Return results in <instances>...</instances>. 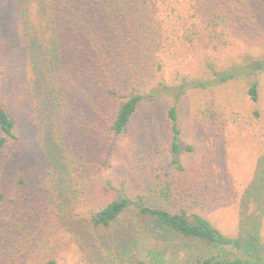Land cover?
Instances as JSON below:
<instances>
[{
  "label": "trees",
  "instance_id": "obj_1",
  "mask_svg": "<svg viewBox=\"0 0 264 264\" xmlns=\"http://www.w3.org/2000/svg\"><path fill=\"white\" fill-rule=\"evenodd\" d=\"M197 1L199 5L192 15L197 17L199 27L187 28L184 38L203 37L216 45L224 42L225 47L234 33L249 29L261 35L264 46V0H217L219 5H211L209 9L203 8L204 0ZM16 3V14L20 17L18 31L27 36L29 46L32 41L27 62L35 85L39 78L50 76L58 62L60 66L62 63L71 66L78 82L72 87L82 91L84 100L90 103L95 100L100 108L109 102L110 107L106 111L102 109L95 125L100 123L103 130L115 135L128 130L144 100L168 99L166 114L171 148L176 154L172 159L173 171L165 170L162 180L159 176L160 197L168 206L150 205L144 200V192H137L103 199L88 207L89 201L83 205L88 190V185L84 187L86 156L81 155L80 160L73 156L74 145L60 129L46 132L52 147L47 152V182L42 186L46 206L40 214L38 228H26L31 234L29 238H43L40 250L61 243L65 236L110 238L98 248L90 249L96 263L264 264V251L252 252L251 238H259L256 229L247 235L226 234L196 209L200 204L196 192L202 180L198 175L201 169L197 165L188 167L177 157L182 152L177 111L180 104L187 102V92L244 79L248 95L257 99L259 76L264 72V52L248 54L242 62L220 68L210 64L208 77L183 75L180 82L170 83L160 78L166 66L163 60L166 45L171 44L175 34L168 20L160 17L165 0H16ZM37 86L41 94L40 84ZM48 94L43 104L42 97L36 100L39 116L44 115L43 108L53 103ZM198 110L206 128L215 129L223 124L220 109L206 105ZM192 149L191 145L184 148L189 152ZM30 151L31 145L17 134L16 121L0 99V161L7 166L24 165ZM3 198L0 191V210L7 207ZM25 211L22 209V214ZM2 219L0 214L4 223ZM20 222L25 226L27 220L22 218ZM17 227L20 230L19 224ZM19 233L24 235L22 231ZM137 238H152L165 247L171 244L174 260L167 261L165 252L149 249L147 243L151 239L141 244ZM247 238L250 240L246 241ZM110 250H114L113 258L107 262ZM20 251L26 254L32 247L28 245ZM145 251L150 258H145ZM13 260L7 264H19L16 258ZM39 264H58V261L47 254Z\"/></svg>",
  "mask_w": 264,
  "mask_h": 264
},
{
  "label": "rangeland",
  "instance_id": "obj_2",
  "mask_svg": "<svg viewBox=\"0 0 264 264\" xmlns=\"http://www.w3.org/2000/svg\"><path fill=\"white\" fill-rule=\"evenodd\" d=\"M16 4V0H0V99L16 121L17 134L31 145V151L24 165L8 167L0 161V191L7 205L6 210H0L5 223L0 221V264H7L13 258L19 264H39L47 254L53 255L58 264H98L90 252L110 238L65 236L61 243L55 242L46 250L39 248L43 238H29L31 234L26 228H38L40 214L46 206L42 186L47 182V152L52 149L46 132L60 129L74 145L73 156L79 160L81 155L86 156L88 167L84 179L87 183L83 186L88 185V190L83 205L89 201L88 207H91L103 199L144 192L146 203L168 206L160 197L159 178L165 177V170L173 171L172 159L176 157L171 148L166 114L168 99L144 100L122 135L103 130L100 123L96 126L98 114L102 109L106 111L110 104L100 108L95 100L93 103L84 100L82 91L72 87L73 83H78L74 68L63 63L60 66L58 62L59 66L52 68L51 75L39 78L35 85L27 62L32 41L29 46L27 36L18 31L20 17L16 14ZM198 5L197 0L195 3L165 0L161 5L160 17L168 20L175 31L174 40L166 45L163 55L166 66L160 78L166 82L178 83L183 75L208 77L210 64L220 65V68L240 63L248 54L264 52L261 35L249 29L234 33L225 47L224 42L216 45L203 37L184 38L187 28L199 27L197 17L192 15ZM211 5L219 3L204 0L203 8L209 9ZM50 77L53 80H48ZM37 84H40L41 94ZM247 90L244 79L206 89H190L187 102L180 104L177 111L182 143V152L177 157L188 167L197 165L201 169L198 175L202 180L196 192L200 204L196 209L226 234L247 235L256 229L259 238H251L252 252L259 253L264 251V72L259 76L257 99H251ZM48 93L53 103L43 108L44 115L39 116L36 100L42 97L43 104ZM206 105L222 111L224 122L220 127L208 129L204 125L198 109ZM186 145H191L192 151L184 150ZM22 209L26 210L23 214ZM22 218L27 220L25 226L21 225ZM137 239L141 244L151 239L147 243L149 249L165 252L167 261L175 258L171 244L166 242L165 247L152 238ZM28 245L32 251L22 254L20 250ZM113 253L114 250H110L107 262L113 258ZM145 258H150L146 251Z\"/></svg>",
  "mask_w": 264,
  "mask_h": 264
}]
</instances>
